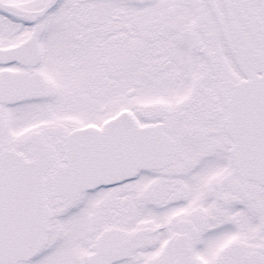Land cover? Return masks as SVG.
Returning <instances> with one entry per match:
<instances>
[{
	"label": "snow or ice",
	"instance_id": "1",
	"mask_svg": "<svg viewBox=\"0 0 264 264\" xmlns=\"http://www.w3.org/2000/svg\"><path fill=\"white\" fill-rule=\"evenodd\" d=\"M0 264H264V0H0Z\"/></svg>",
	"mask_w": 264,
	"mask_h": 264
}]
</instances>
